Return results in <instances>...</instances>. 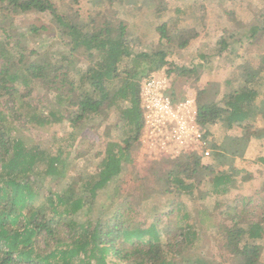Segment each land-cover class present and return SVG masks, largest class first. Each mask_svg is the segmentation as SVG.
Here are the masks:
<instances>
[{"label":"trees","instance_id":"obj_1","mask_svg":"<svg viewBox=\"0 0 264 264\" xmlns=\"http://www.w3.org/2000/svg\"><path fill=\"white\" fill-rule=\"evenodd\" d=\"M100 1L95 0L94 3ZM144 1L156 15L167 9L165 0ZM0 6L17 13L49 14L59 26V35L67 39L64 42L67 51L61 56L60 65L51 71L28 62L34 51L26 55L19 42L15 41L10 46L5 39L0 40V99L4 105V108L0 107V264H111L109 257L115 260L113 264H176L175 258L166 259L165 244L161 243L156 222L145 229L132 227V222L128 220L130 203L127 200L115 207L112 218L95 221L78 219V215L86 218L88 213L85 209L97 192L119 177L122 163L130 164L129 141H137L141 128L139 80L155 70L144 65L148 55L134 52V39L124 22L118 21L114 25L107 16H101L103 18L99 21L96 20L98 16H90L88 22L79 23L76 21L78 14L69 16L59 13L52 0H0ZM259 30L264 33V23ZM156 31L160 40L167 39L166 24L157 26ZM226 40L224 37L219 39L220 50L228 46ZM187 43L188 40H184L179 47ZM81 51L84 62L78 58L82 56ZM159 55L164 57L163 53ZM163 64L162 59L156 68ZM242 69L244 86L225 95L226 108L217 103L197 102V120L202 126L206 127L216 120L240 125L245 119L254 122L258 115L264 122V55L258 58L257 66L246 63ZM37 85L49 89L57 109L46 115L35 113L34 108L27 111L30 107L25 105L26 113L22 118L20 105L26 103H15L17 99L14 96L18 93L19 98H25ZM21 89H26V93L21 95ZM170 96L173 101L177 100L172 92ZM123 104L127 106L122 108ZM103 109L119 111L124 127H129L134 135L108 147L99 166L97 180L84 181L80 194L70 188L61 193L53 192L50 184H59L67 176V157H63L65 148L61 146L52 153L38 144H28L20 133L23 127L18 125V118L38 128L54 121L66 125L69 139L73 142L78 124ZM241 127L247 137L257 132L252 130L253 124ZM259 132L264 133V127ZM242 140H231L235 143V151L231 155L242 153L246 145V142L241 145ZM117 146V150L112 149ZM219 150L212 144L208 159H215ZM160 164L168 166L167 170L162 169L164 176L160 180L164 194L169 193V187L191 194L202 172H212L211 165L202 164L201 158L191 154L153 163V171L159 169ZM40 165L43 169L38 178ZM44 179L49 180L48 184ZM43 188H46L47 194L39 200ZM159 191L157 188L146 193L141 191L138 197L146 201ZM258 208L263 212L255 223L243 226L242 220L234 216L231 225L219 226L224 238L223 251L237 258L238 264H262V245L258 241L264 233V202ZM197 213L209 221L207 210ZM205 221L200 220L198 225H203ZM190 229L192 226L183 239L194 233L195 230L189 232ZM145 235L149 236V240L142 242ZM122 237L125 240L135 238L137 243L129 249L118 248ZM195 262L206 264L202 259Z\"/></svg>","mask_w":264,"mask_h":264},{"label":"rangeland","instance_id":"obj_2","mask_svg":"<svg viewBox=\"0 0 264 264\" xmlns=\"http://www.w3.org/2000/svg\"><path fill=\"white\" fill-rule=\"evenodd\" d=\"M52 1L59 13L68 14L69 16L74 13L78 14L79 18L76 21L79 23L88 22L90 16H98L97 21L103 18L101 16H107L114 25L118 21L124 22L131 38L136 40L132 45L133 51L148 55L146 62H144L146 68L163 69L168 74L171 80L170 92L175 95L177 100L184 98L188 93H194L197 102L214 103L215 90H217V87L211 89V86H208L206 88L212 77H206L203 80L200 78L202 68L206 64H203V62H190L194 54L188 53L182 47H179L180 42L184 40L196 41L192 38L195 28H191V20H195L196 24L194 26L196 28H204L199 33L200 35L198 34L199 37L194 38L199 43L206 45L205 47L201 46L202 51L213 57L214 62L216 55H219V60L216 64L213 63L212 67L216 68L220 81L224 80L226 75L231 80L233 75L242 74V68L246 63L257 66L258 59H255L264 55V33H261L262 30L252 34L248 32V35L251 34V38H248L246 45L242 44L240 46L243 42L239 44L237 41L243 32L246 34V30L242 32V29L239 28H245V23L248 26L259 25L260 28L263 26L264 0H165L167 9L160 13L161 16L160 14H154V9L148 7L144 0H111V2H104L105 4L98 7L91 6V2L94 0ZM185 9L186 11H184ZM177 10H181V12L177 13ZM151 14H154L152 17L153 22L150 21ZM189 15H192V17L195 15L196 18H189ZM217 15L225 18L224 23L229 28L224 38L227 39L226 43L229 42V38L231 42H229L228 48L224 49L225 52H220L221 47L217 43L221 31V27L220 29L216 27V23L221 26V22L217 20ZM139 22L143 24L140 30L137 26ZM162 23L166 24L167 39L160 40L156 28ZM207 26H215L214 34L207 29L205 30ZM0 28H3V30L0 29V40L5 39L10 46H13L15 41L19 42L26 50V55L34 51V55L29 56L28 62L40 65L46 70L51 71L58 67L61 56L67 51L64 45L67 39L59 35V26L49 14L17 13L0 6ZM33 28L36 29L35 32L31 31ZM81 53L82 56L79 55L78 58L81 62H84L83 52L81 51ZM159 53H163L164 57L161 58ZM225 53L231 55L225 57ZM162 59L163 66L156 68ZM207 64H211V61H208ZM145 77L147 75L141 77L140 83ZM242 81H244V78ZM243 84L237 78L234 85H231L228 94L243 87ZM221 86L225 90L222 83ZM20 92L23 95L26 93V89H21ZM53 96L48 88L37 85L30 95L25 98H19L18 93L14 97L17 99L15 103H26L20 105L21 110H19V113L22 114L21 117L24 118L25 111H32V108L35 109V113L37 111V113L42 112L46 115L49 111L56 110ZM260 98L261 94H259ZM25 105H27L26 108L29 106L30 109L24 110ZM126 106L127 104H123L122 108ZM0 107L4 108L2 99H0ZM17 122L18 125L23 127L20 133L28 144H38L41 148L52 153L61 146L65 148L63 157H67V176L59 184L53 185L56 182L50 184L51 190L55 193H61L70 188L73 192L80 194L81 185L84 181L97 180L99 166L105 159L108 147L112 144L118 145L124 138L134 135V131L130 132L129 127H124L120 112L115 109L111 111L103 109L98 114L79 123L73 142L69 139L66 125L54 123L55 121L48 125L45 124L41 128L24 122V119L18 118ZM236 125L238 126V124ZM240 126H243V124L240 123ZM212 127L214 126L207 125L205 127L211 143L216 147L219 144V149L225 147L223 149L229 154H233L235 143L231 140L220 143L216 139L220 136L213 137L216 135L212 131ZM215 132L217 131L215 130ZM224 135L238 136L240 130L237 128L227 130ZM246 138L247 136L244 137L245 140ZM138 139L135 142L129 141L130 164L122 163L119 177L114 178V181H110L104 189L97 192L95 199L89 201L90 205L85 209L88 213L86 218L78 215V219H92L95 221L96 219L112 218L115 207H119L121 202L127 200L130 203L128 220L132 222V227L140 226L141 229H145L150 223H157V229L161 233V243L165 244L167 260L175 258L176 264H187V262L197 264L196 259H202L206 264H238L237 258L231 257L223 251L224 238L219 226L222 224L231 225L234 222L233 215H238V220H242L243 226L257 222L263 212L258 207L263 205L264 190L255 193L252 191L246 192L252 195L248 200L239 201L236 208H234L237 200L236 195L235 199L234 196L217 199L208 193L209 190L206 191L205 186L196 187L197 192L194 189L191 194H188V191H179L178 189L175 190L174 187H169V193L164 194L161 192L163 186H161L160 180L164 176L162 169L167 170L168 166L160 164L159 169L155 168L156 171H153V163L170 160L149 159L140 150ZM70 144L71 147H69ZM241 145L244 146L245 144L242 142ZM117 148L118 146L112 149L117 150ZM215 159L219 160L220 158L217 159L216 157ZM38 169L40 172L38 178H40L43 165H40ZM257 172L259 180L264 184L263 171L259 169ZM244 178L246 177H242V179ZM48 181V179H44L45 184H48ZM155 188L160 191L152 194L148 200L139 199L138 196L141 191L146 193ZM41 194L42 197L39 200H42L47 194L46 188L42 189ZM202 209H206L207 212L211 211L208 216L213 213L216 225H213L212 218L209 217V221H205V217L198 215L197 212ZM200 220L205 221L201 226L198 225ZM191 226L195 230L194 233H190V236L188 235L186 239H183V235L187 234L188 228ZM168 228L169 230L166 232ZM148 240V235L141 239L142 242ZM258 242L262 245L261 263L264 264V233ZM136 243L135 238L125 240L122 237L119 240L118 248L129 249ZM108 260L111 264L115 261L110 257Z\"/></svg>","mask_w":264,"mask_h":264},{"label":"crops","instance_id":"obj_3","mask_svg":"<svg viewBox=\"0 0 264 264\" xmlns=\"http://www.w3.org/2000/svg\"><path fill=\"white\" fill-rule=\"evenodd\" d=\"M94 2H95V0L91 2L92 3L91 6L93 5L95 7H98L100 5L105 4L104 2H107V0H101L100 3H97V4H95ZM215 2H217V1H215ZM206 10L208 11V9H206ZM184 11H186V9ZM179 12H181V10H177V13H179ZM188 13L189 12L187 11V14ZM154 14L150 15V21L151 22H153L152 17ZM182 14H185V13H182ZM161 15L162 14H160V16ZM218 15H220V14H218ZM218 15H217V20H218V22H221V26L219 25V23H216V27L219 29L221 27V31L218 35L219 39H220L221 37H225V33L227 32V30L229 28L226 25V23H224L225 18L222 16L219 17ZM188 17L192 18V19L196 18L195 15H193V17H192V15H189ZM151 22H150V25L152 24ZM263 23H264V21L262 22V25H263ZM195 24H196L195 20H193V21L191 20V24H190L191 28H195L193 30L194 36H192V38H193V40H196V41H190V42L188 41V43L184 47H182V49L187 51L188 53L194 54L191 57L190 62H196V63L203 62V64H206L202 68L200 78H201V80H203L206 77H208V78L212 77L211 78L212 80L208 81L206 88L208 86H211V89H214V87H217V90H215V99L213 102L217 103L218 106H221L222 108H226L225 107V101H224L225 95L226 96L229 95L228 93L230 91L231 85H234L235 80H237V78H239V81L242 83L243 82L242 79L244 78V76H242V74H239L236 76L233 75L232 79L229 80L227 78V75H226L224 80L220 81V77L217 75L216 68L212 67V64L213 63L216 64L217 61L219 60L218 59L219 55H216V57H215L216 60L214 62L213 57L208 56L206 52L202 51V49H203L202 47H205L206 45L199 43L197 41V39H194V38H198L200 35L199 33L204 28H202V27L196 28L194 26ZM137 26H139V30H140L142 28L143 24H140V22H139V25H137ZM239 28L242 29V32L246 30V32H245L246 34H244V32H243L239 36L240 38L237 40L239 44H240V42H243L240 44V46H242V44L246 45L245 43L247 42L248 38L250 39L251 34L255 33L253 30L254 29L259 30L260 26L259 25L248 26L245 23V28H242V27H239ZM199 29H200V31H199ZM206 29L211 31L214 34L215 26H213V27L207 26L205 28V30ZM248 32H251V34L248 35ZM134 41H136V40L134 39ZM229 42H231L230 38H229ZM229 42H227V45H229ZM226 48H228V46ZM225 50H222V51L220 50V52H223V51L225 52ZM203 53H206V54H203ZM209 55H212V54H209ZM229 55H231V54L225 53V57H228ZM259 57L260 56H258L255 60H257ZM208 61H211V64H207ZM248 61H250V60H248ZM221 83H222V85H224L225 90L222 89L223 87L221 86ZM247 85L249 86L251 84L247 83ZM242 124L243 125L244 124H253L254 129H252V130L253 131L257 130V132L255 131L256 134L252 135L250 137H247L248 139L246 138V140H245L244 139V137H245L244 130L242 129V127L240 125H238V126L236 124L230 125L227 122L222 121V120H216L212 124L208 125V126H214V127H212V131L216 135V136H213L215 138L218 136H220V137L223 136L227 130H231V129H235V128L239 129L240 135H238V136L224 135L222 138L219 137L216 139L218 141H220V143H224L225 141L243 138L242 142H246V145H245V148L240 155H231L228 153L226 154V152L224 151L223 148L220 149L218 151L219 155L217 156V159L220 158L219 160L210 159L211 161L209 160V161L203 162L205 165H207V164L211 165L212 172H207V171L202 172L200 180L195 183L196 187L205 186L206 191L209 190L208 193L212 197L217 198V199H223L225 196H227V197L234 196V199H235V195H236L237 200H236L234 208L237 207V203L239 201L243 202V200H248L250 195H252V194L246 193V192L252 191L253 193H255V192H259V191L263 192V190H264V184H262L261 181L259 180V175L257 172L260 169L264 173V133L259 132L264 127V122H263L262 118L258 115L255 118L254 122H251L249 119H245L242 122ZM215 130L217 132H215ZM218 146H219V144L217 145V147ZM219 177H222V178L219 179ZM242 177H246V178L242 179ZM218 180H223V181L219 182ZM195 192H197V189L195 190ZM232 210H234V209H232ZM209 212H211V211H209ZM233 216H235V215H233ZM209 217H210V219L211 218L213 219V225H216V222H214L213 213L210 214Z\"/></svg>","mask_w":264,"mask_h":264},{"label":"built area","instance_id":"obj_4","mask_svg":"<svg viewBox=\"0 0 264 264\" xmlns=\"http://www.w3.org/2000/svg\"><path fill=\"white\" fill-rule=\"evenodd\" d=\"M170 83L163 69L151 72L140 83V150L151 160H175L191 154L203 162L211 155L212 143L206 128L197 120L196 96L188 93L173 101Z\"/></svg>","mask_w":264,"mask_h":264}]
</instances>
